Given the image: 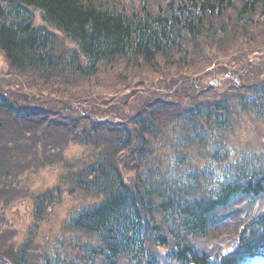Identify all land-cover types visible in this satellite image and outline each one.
<instances>
[{
	"label": "trees",
	"instance_id": "trees-1",
	"mask_svg": "<svg viewBox=\"0 0 264 264\" xmlns=\"http://www.w3.org/2000/svg\"><path fill=\"white\" fill-rule=\"evenodd\" d=\"M36 12L48 27L35 24ZM257 35H264V0H0V53L18 77L59 73L72 60L81 74L118 60L153 71L162 63L179 68L187 64L189 46L198 57L210 45L245 39L243 55L221 68L208 67L195 86L173 73L137 97L133 119H120L118 129L101 137L96 162L75 177L76 170H68V183L83 184L97 200L63 226L69 241L59 238L52 254L40 256L41 264H159L154 246H171L169 259L176 264H240L263 252L264 212L239 222L238 249L219 260L209 262L192 245L237 219L242 204L264 196V143L247 139L253 127L264 126V59L250 61L253 49L264 47ZM60 38L75 49L59 48ZM212 74L228 75L222 87L203 85ZM3 94L0 118L14 126L12 118L22 119L25 112L8 108ZM173 97L185 105L175 113L168 110ZM118 112L107 114L116 120ZM234 137L246 142V153L237 155ZM7 147L14 159L23 145ZM15 180L0 162L1 186L10 189L1 192L0 223L15 197L23 196ZM12 248L0 244V264H36Z\"/></svg>",
	"mask_w": 264,
	"mask_h": 264
},
{
	"label": "rangeland",
	"instance_id": "rangeland-1",
	"mask_svg": "<svg viewBox=\"0 0 264 264\" xmlns=\"http://www.w3.org/2000/svg\"><path fill=\"white\" fill-rule=\"evenodd\" d=\"M66 43L71 44L69 41ZM61 47L63 44L59 45V48ZM187 49L188 61L184 67L168 68L162 63L153 71V68L140 65L129 66L125 61L118 60L110 65H98L96 73L76 74L70 80H65L66 82L59 81L57 71L46 77L36 72H32V75L26 73L24 77H18L0 53V92L6 93L3 94V99L8 108L11 106L16 110L17 106L24 105L22 102L24 100L32 103L33 106L43 105L40 109L44 110L42 113L32 110L22 119H18L20 116H15L12 118L14 126L11 120L0 118V140H2L0 141V156H3L4 160L0 162L4 164L7 174H17L14 183L19 187H24L23 196L19 198L16 196L18 192L15 191V200L4 211L6 216L0 223V244L2 246L5 248L12 246L14 251L17 249V252L25 253L29 260L31 258L36 264H41L40 256L53 251V244L57 239L60 225L68 213L75 208L77 200L67 195L57 196L52 193H49L45 200L39 201L38 197H42L43 194L56 187L61 193L69 189L62 182L63 173L71 166L76 167L75 157L82 156V161L79 163L83 165L87 157L95 158L99 155V153H94L93 149L86 151L82 143L76 139L78 135L81 136L80 132L84 126H87L86 124L97 126L94 124L96 123L95 117L105 118L107 113H113L115 109L122 111L118 112L119 119L116 118L118 122H122L121 120L129 122L136 113L135 110L139 103L137 97L148 95L158 87L159 83L166 82L167 77L175 76L173 73H177L178 77L188 78L192 81V86H195V80H202L209 71L208 67L221 68L225 61L224 55L233 56L230 51L223 52L219 49L214 52L207 48L203 56L197 57V54H189L190 50L196 48L189 46ZM203 85L208 86L207 82ZM8 96L12 98V104L6 100ZM36 103L39 105H34ZM68 107L81 110L69 116L65 115L62 119L45 111L65 112ZM17 131L19 132L16 133ZM247 139L256 145L263 144L264 126L253 127ZM9 142L23 145L16 152L17 158H12L14 153L7 147ZM36 151H39V157L34 155ZM83 169L77 168L73 177ZM5 189L0 183V199H4L1 192L10 191V189ZM37 207H40L39 214H35ZM260 207L263 205L261 204ZM246 213L247 219L250 220L252 212ZM62 239L69 241L63 237ZM168 243L172 244V241ZM198 244L195 246L198 251L205 248L212 251L215 239L207 238L198 241ZM153 248L159 254L171 251V246L167 249H161L159 246ZM159 262L170 264L168 260H159ZM3 263L10 264L8 261ZM122 264L126 262L123 261Z\"/></svg>",
	"mask_w": 264,
	"mask_h": 264
},
{
	"label": "bare ground",
	"instance_id": "bare-ground-1",
	"mask_svg": "<svg viewBox=\"0 0 264 264\" xmlns=\"http://www.w3.org/2000/svg\"><path fill=\"white\" fill-rule=\"evenodd\" d=\"M74 61L75 60H72L67 68H64L59 73H57V77L60 79L59 81L66 82L65 80H70L71 77H75L76 74H78V75L80 74L78 72L79 69L74 65V64H76ZM7 101L11 104L13 102L12 98L11 97L9 98V96L7 97ZM87 134L90 135L88 132H87Z\"/></svg>",
	"mask_w": 264,
	"mask_h": 264
}]
</instances>
